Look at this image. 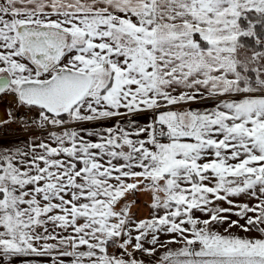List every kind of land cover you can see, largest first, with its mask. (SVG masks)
Returning a JSON list of instances; mask_svg holds the SVG:
<instances>
[{"label": "snow or ice", "instance_id": "obj_1", "mask_svg": "<svg viewBox=\"0 0 264 264\" xmlns=\"http://www.w3.org/2000/svg\"><path fill=\"white\" fill-rule=\"evenodd\" d=\"M0 110V264H264V0H0Z\"/></svg>", "mask_w": 264, "mask_h": 264}, {"label": "rangeland", "instance_id": "obj_2", "mask_svg": "<svg viewBox=\"0 0 264 264\" xmlns=\"http://www.w3.org/2000/svg\"><path fill=\"white\" fill-rule=\"evenodd\" d=\"M147 212H148V209L145 208V207H143V206H141V208H140V215H145V214H147Z\"/></svg>", "mask_w": 264, "mask_h": 264}, {"label": "crops", "instance_id": "obj_3", "mask_svg": "<svg viewBox=\"0 0 264 264\" xmlns=\"http://www.w3.org/2000/svg\"><path fill=\"white\" fill-rule=\"evenodd\" d=\"M25 259H32V260L42 261L45 258H43V257H29V258H25Z\"/></svg>", "mask_w": 264, "mask_h": 264}, {"label": "water", "instance_id": "obj_4", "mask_svg": "<svg viewBox=\"0 0 264 264\" xmlns=\"http://www.w3.org/2000/svg\"><path fill=\"white\" fill-rule=\"evenodd\" d=\"M3 114V112H2V110H0V115H2Z\"/></svg>", "mask_w": 264, "mask_h": 264}]
</instances>
